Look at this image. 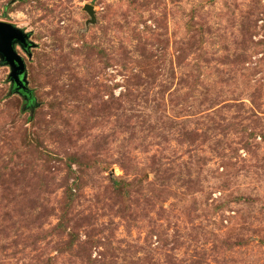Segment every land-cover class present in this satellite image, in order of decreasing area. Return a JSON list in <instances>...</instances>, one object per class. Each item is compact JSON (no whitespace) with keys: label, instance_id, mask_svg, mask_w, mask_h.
<instances>
[{"label":"rangeland","instance_id":"rangeland-1","mask_svg":"<svg viewBox=\"0 0 264 264\" xmlns=\"http://www.w3.org/2000/svg\"><path fill=\"white\" fill-rule=\"evenodd\" d=\"M0 22L33 97L0 59V264H264V0H0Z\"/></svg>","mask_w":264,"mask_h":264},{"label":"water","instance_id":"water-1","mask_svg":"<svg viewBox=\"0 0 264 264\" xmlns=\"http://www.w3.org/2000/svg\"><path fill=\"white\" fill-rule=\"evenodd\" d=\"M16 1V0H13ZM85 11L91 17V22L95 23V13L92 6H87ZM28 35L11 24L0 22V59L4 65L11 69L10 82L14 93L25 97H31L28 92L26 82V66L24 60L16 52V46L22 48L28 46Z\"/></svg>","mask_w":264,"mask_h":264},{"label":"trees","instance_id":"trees-1","mask_svg":"<svg viewBox=\"0 0 264 264\" xmlns=\"http://www.w3.org/2000/svg\"><path fill=\"white\" fill-rule=\"evenodd\" d=\"M32 99H33V97H32V95H31V97H28V100H27V101H28V102L31 101V103H30L29 105L33 107V101H32ZM30 112H33V108L31 109Z\"/></svg>","mask_w":264,"mask_h":264}]
</instances>
